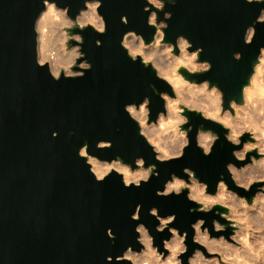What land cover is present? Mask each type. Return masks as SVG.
I'll return each instance as SVG.
<instances>
[{"label": "water", "instance_id": "obj_1", "mask_svg": "<svg viewBox=\"0 0 264 264\" xmlns=\"http://www.w3.org/2000/svg\"><path fill=\"white\" fill-rule=\"evenodd\" d=\"M45 1L74 22L91 0H0V264H133L124 253L142 249L139 225L161 249L171 236L169 227L184 235L181 258L187 264L197 248L204 249L193 239V224L203 220L202 229L227 235L231 225L223 215L228 208L215 203L201 209L187 187L179 196H157L156 190L164 191L173 177L189 182L190 171L206 193L215 194L223 182L251 203L255 185L237 184L229 165L239 168L258 153L238 159L234 151L252 140L248 133L234 144L221 123L181 105L186 120L180 128L187 137L182 158H157L127 106L146 102L147 122H155L164 112L162 95L174 92L150 62L127 51L123 37L133 32L149 44L163 21L161 41L172 43L174 54L182 37L188 51H197V61L208 65L178 72L189 82L216 87L222 112L232 113L231 102L243 103V89L264 53V0H159L161 7L146 0H96L103 31L91 25L67 28L81 37L67 41L79 45L76 63L85 60L88 66L73 65L81 73L57 77L36 58L35 23ZM152 12L155 23L149 21ZM199 131L216 135L208 155L197 144ZM81 149L131 169L141 159L144 167H152L150 179L125 187L121 174L111 170L97 181ZM173 213L175 219L159 231V218ZM214 220L226 230L214 231Z\"/></svg>", "mask_w": 264, "mask_h": 264}, {"label": "bare ground", "instance_id": "obj_2", "mask_svg": "<svg viewBox=\"0 0 264 264\" xmlns=\"http://www.w3.org/2000/svg\"><path fill=\"white\" fill-rule=\"evenodd\" d=\"M146 1H148L151 4L156 3L155 0H146ZM97 5H98V1L96 0H91L86 2V8L81 9L79 13L76 15V20L79 22V24H89L96 30H100L101 28L103 29V20L101 16L97 13L96 10ZM263 15L264 14L261 13L260 16ZM149 21L151 23L153 22V12L150 13L149 15ZM72 22L73 21L66 15V11L64 9L56 7L53 2H49V1H45L44 9L40 12L38 18L36 19V23H35L36 58L40 64H45L48 67L50 73L53 76H57L58 74L61 73L71 74L70 66L72 65L76 56L78 55V52L75 48L72 47L68 49L65 45L67 35L63 27L71 25ZM52 32L55 34H52ZM251 32L252 29L249 28L246 33V39H249ZM162 36H163L162 32L157 29L153 41L149 44V46H146L139 35H136L133 32H127L123 37L122 44L131 55L134 56L140 55L142 56L143 59L150 60L151 64L156 69V72L159 76L168 77L170 82L174 85L176 91H178L181 94H184L185 100L182 103H185L186 105H189L191 107L199 108L204 116L209 117L213 120L220 122L221 124L228 126L229 127L228 139H230V141L232 140L236 141L237 137L239 136V132L236 130V126H235L237 119L244 116L255 118V115H258L259 117L260 115L262 116L261 113L264 112V53L261 51L259 55V61L258 63L255 64L254 72L250 77L249 85L245 86L243 89V98L245 104L242 105V107L240 108L239 105L234 104L232 102V108L237 116L234 117L235 119H231V115L229 114V112L224 113L220 109L218 91L216 92L210 89L207 90L205 83L198 84V83L189 82L183 79L179 74V72L176 71V68L178 66H183L190 71L199 68L198 66H196L192 58V53H189L185 50V47L187 46L188 42L184 38L178 37L176 39L175 44L180 49V53L176 55V54H170L168 52L166 54V50L167 51L168 50L170 51L171 49L173 50L174 47L172 43L165 42L163 44V42L162 43L159 42V40H162ZM168 55L172 57L173 62L176 66V68L171 70L170 72L167 71L168 65L170 63V59L168 58ZM162 97L164 98V112L158 115L154 123H149V124L146 123L147 110L144 107L145 105L143 104L142 105L140 104L138 110H136L138 107L135 108L133 105H129L127 106V110L129 111L130 115L133 116L139 122L142 134L145 136L147 141L153 146L154 150L156 151V157L159 159H166L173 156H177L178 153H181L183 146L187 142V137L184 133L179 132V130H177L176 128V125L183 120L180 114L178 113L181 104H179L177 97L174 98L172 96L165 94H163ZM241 109L242 112H240ZM233 121H235V123H233ZM257 124L259 123L256 120L255 126H253L251 130L254 131L255 136H257L258 134L257 131L260 130V134L262 132V135L259 134L258 135L261 138V136H264L263 134L264 129L263 130L262 128L260 129L259 125L257 127ZM259 136H257L256 138H258ZM263 139L264 138H262V140ZM213 140H214V136L209 132H205V131H199L196 136L197 144L203 150L205 149V147L209 149ZM251 145L253 146L260 145L261 147L259 148V150L260 149L264 150V141L263 142H261V140L258 142L256 141V143L254 144L251 143L249 146ZM243 153L244 152H240L236 154L241 157ZM81 154L83 155L85 154L84 149H81ZM140 162L141 159H137V163ZM88 163L90 165V169L97 178L105 176L111 170H115L116 172L121 174L124 182L137 183L140 180H142L140 179V177H142L143 174L148 173V170H146L143 167L131 169L127 165L120 163L118 161H110V162L102 161L93 156L89 158ZM229 169L232 172V176L237 183L239 184L249 183L252 182L253 179L264 175V159L255 161L254 163L250 164L249 167H247L246 169H237L235 167H231V165L229 166ZM173 185L178 186L181 189V187L184 185L183 179L173 177L172 180L166 183L165 189H168ZM202 191H203L202 185H199L198 183L194 182L193 184H190L188 186V197L192 200H196L197 202L202 203L203 209H207L208 205H210L211 203V201L209 200L210 197L209 195L205 194ZM218 193H220L221 198L216 199V201L218 203L227 204L228 203L227 199L222 197L223 194L226 195V190L222 182L218 184ZM168 218L169 217L161 218L160 224L158 225L159 230L165 228L167 222L169 221ZM263 220H264V216L263 219L261 220L262 222L259 220L258 223L259 226L264 225ZM200 222L201 221L198 220L196 223L193 224V227L195 229L193 238L196 242L202 245L207 252L218 251L223 254L222 258H225L226 256L229 257V255L227 254L232 249H233V253L238 252L237 248L234 249L233 245L229 244L226 240L221 238L215 239L208 237L204 230H199L198 227L200 225ZM171 231H173V235L168 240L164 241L163 249L165 248L169 250L170 251L169 254L171 255H177L178 253H181L184 249V246L182 245L183 237L177 236L175 234V230L172 229ZM260 231L261 230L256 231L251 235H248L245 232H243L242 229H240L236 232L234 236L227 235V237L232 239L234 242H236L235 240H241L245 243H251L253 240H255V237L257 236L259 237V235L261 237V235H263L261 234L262 232ZM138 232H139V236H138L139 241L141 243H146L149 249V244H150L149 236L147 235L145 228L139 225ZM233 238H235V240ZM257 240L258 239H256L255 241ZM254 244H257L258 246L255 249L259 248L260 245H258V242L253 243V245ZM261 244L264 245L263 243ZM262 245L260 246V248L262 247ZM240 248L242 247L240 246ZM242 249H240L239 251V257L241 255L240 252ZM143 250L145 249L144 248L141 249L140 250L141 252L127 250L124 253V257L130 259L133 264L134 263L150 264L147 261L146 256L142 255ZM247 250L249 251V249ZM200 251L197 250L195 254L192 256L191 260L193 263L204 264L210 262L211 264H219L217 258L212 259L211 261L203 259ZM254 251L255 250H253L252 252ZM247 252L245 250V253ZM255 252L253 254H255ZM235 253L233 255H235ZM245 255L248 256V253L244 254V256ZM252 257L255 258L254 255L249 258ZM230 259L228 258V262H230ZM255 260L256 259H254V261ZM257 263L258 262H256V264Z\"/></svg>", "mask_w": 264, "mask_h": 264}, {"label": "rangeland", "instance_id": "obj_3", "mask_svg": "<svg viewBox=\"0 0 264 264\" xmlns=\"http://www.w3.org/2000/svg\"><path fill=\"white\" fill-rule=\"evenodd\" d=\"M155 4H153L155 7H161V5H162V2L161 1H159V0H155ZM262 14H264V12L262 13ZM262 18H264V15L263 16H260V19H262ZM153 23H155V13L153 12ZM75 25H77V26H80V27H84V26H86V25H89V24H79V22L76 20V21H74V22H72L71 23V25H68V26H64L63 27V29H64V31H65V33H66V35H67V39H66V41H65V45H66V47L69 49V48H75L76 50H77V52H78V55L76 56V58H78L80 55H81V53H80V51H79V45H77V44H71V45H68V43H67V41H68V39H70V38H73V39H76V40H78V41H80L81 40V38H80V36L78 35V34H76V33H70L69 31H68V29L67 28H69V27H73V26H75ZM165 25V23L163 22V21H161L160 23H159V26H158V30L159 31H161V29H160V27L161 26H164ZM55 32V31H54ZM162 32V31H161ZM52 34H55V33H53L52 32ZM251 34H252V32H251ZM251 36V35H250ZM250 38V37H249ZM159 42H161L162 43V41L161 40H159ZM176 42V41H175ZM165 42H163V44H164ZM150 44V43H149ZM149 44H145L146 46H149ZM189 46V44H187V46L185 47V50L187 51V52H189V53H192V58H193V60H194V62H195V64H196V66H198L199 68L198 69H196V70H193V71H201V70H204V69H206L207 67H208V65H207V63L206 62H198L197 61V59H196V54H197V51H188L187 50V47ZM170 53V54H174L173 53V50L171 49L170 51L168 50H166V54L167 53ZM263 52V51H262ZM180 53V49L178 48V53L177 54H179ZM176 54V55H177ZM132 56H134V55H132ZM76 58H75V60H74V62L72 63V65L70 66V70H71V74H78V73H81V70H74L73 68H72V66L73 65H76L77 63H76ZM141 58H142V56H141ZM168 58L170 59V63H169V65H168V68H167V71H171V70H173V69H175L176 68V66H175V64H174V62H173V59H172V57H170L169 55H168ZM142 60L144 61V62H150V60H146V59H143L142 58ZM151 63V62H150ZM80 67H85L86 66V64L85 63H82V62H80L79 64H78ZM179 67H183V66H178L177 68H176V71L178 72V68ZM180 74V73H179ZM60 74H58L57 76H59ZM181 75V74H180ZM56 76V77H57ZM162 78H164L170 85H171V87H172V89H173V92H174V95L172 96V97H174V98H176L177 97V100L179 101V104H181L182 106H186L187 108H190V109H194V110H198V111H200L201 112V110L199 109V108H196V107H191V106H189V105H186L185 103H182L185 99H184V94H181V93H179L178 91H176V89L174 88V85L170 82V80H169V78L168 77H166V76H161ZM181 77H182V75H181ZM183 78V77H182ZM184 79V78H183ZM203 83H205L206 84V89L208 90V89H210V90H213V91H218V98H219V103H220V109H221V94H220V92H219V90L216 88V87H214V86H212L211 88H209L208 87V83L207 82H202V84ZM199 84V83H198ZM249 85V84H248ZM182 92V91H181ZM183 92H184V90H183ZM165 94V93H164ZM165 95H168V94H165ZM143 105H145L144 107L146 108V110H147V107H146V102H144V103H142ZM141 104V105H142ZM245 104V101L243 100V103L242 104H240L239 106H240V108L242 107V105H244ZM180 105V106H181ZM134 106V105H133ZM231 106H232V102H231ZM135 108H137L136 110H138L139 109V107H140V105L139 106H134ZM181 111H182V109L180 108L179 110H178V113L180 114V116L182 117V121L181 122H179L177 125H176V128H177V130H179V132H182V133H184L185 134V131L183 130V129H181L180 128V124H182V123H184L185 122V117L181 114ZM222 111V110H221ZM225 112H229V114L231 115V119H235L234 117L235 116H237L236 115V113L234 112V110H233V112L232 113H230V111L229 110H225L224 111V113ZM240 112H242V109H241V111ZM202 113V112H201ZM262 114V116L260 115L259 117H258V115H255V118H253V117H248V116H244V117H241V118H238L237 119V122H236V124H235V126H236V130L239 132V136L237 137V140L236 141H231V142H233L234 144H238V143H240V136L241 135H243L244 133H248L251 137H252V140H249V139H246L244 142H243V144H242V146L239 148V149H237V150H235L234 151V154H235V156L238 158V159H245L246 158V154L248 153V152H250V151H252V150H256V152L258 153V157L257 158H255L253 155H250V161L249 162H247L246 164H244L243 166H241V167H239V168H237L236 166H234V165H231V167H235V168H237V169H246L247 167H249V165L250 164H252V163H254L255 161H258V160H260V159H264V150H262V149H260L259 150V148L261 147L260 145H258V146H253V145H251V146H249L251 143H256V141L258 142V141H260L261 140V142H263L264 141V139L262 140V138H264V136H261V138H260V136L259 135H262V132H261V134H260V130H258L257 131V133L259 134H257V136H259L258 138H256L257 136H255L254 135V131H252L251 129L253 128V126H255V121L257 120L258 121V123L259 124H257V127H258V125H259V127H260V129L262 128V130L264 129V112H262L261 113ZM259 119H261V120H263V121H261V120H259ZM146 123L147 124H149V123H154V122H147V116H146ZM220 123V122H219ZM233 123H235V121H233ZM260 123H262V124H260ZM224 127H226L227 129H228V133H229V127L228 126H226V125H224V124H222ZM263 126V127H262ZM205 132H209L210 134H212L213 136H214V139L216 138V135L213 133V132H211V131H205ZM228 133H227V139H228ZM253 134V135H252ZM264 134V133H263ZM258 139V140H257ZM228 140H230V139H228ZM214 141V140H213ZM213 143V142H212ZM250 143V144H249ZM210 149V148H209ZM240 152H244L243 153V155L240 157V156H238L236 153H240ZM85 156H86V159H87V162H88V160H89V158L91 157V156H89L88 154H84ZM94 157V156H93ZM96 158V157H95ZM118 162H120V161H118ZM120 163H122V162H120ZM128 166V165H127ZM230 166V165H229ZM129 167V166H128ZM139 167H143V168H145L146 170H148V174H150L151 173V168L150 167H144L143 166V164H142V161L140 162V163H137V168H139ZM130 168V167H129ZM230 170V169H229ZM231 172V171H230ZM188 173H189V182H186V181H184L183 180V182H184V185L181 187V188H183V187H187L188 188V186L190 185V184H193L194 182L195 183H198L199 185H202V187H203V191L202 192H204L205 194H207V195H209V197H210V201H211V203H210V205H208V208L207 209H209L213 204H215V203H218L217 201H216V199H219V198H221L220 197V193H218V188H217V191H216V193L215 194H209V193H206V191H205V185L203 184V183H200V182H198V180L196 179V178H194L193 176H192V173L190 172V171H188ZM231 175H232V172H231ZM232 178H233V176H232ZM234 179V178H233ZM234 181H235V179H234ZM236 182V181H235ZM223 183V182H222ZM237 183V182H236ZM224 184V183H223ZM237 184H239V183H237ZM239 185H241V186H243L244 188H246V189H250V187L251 186H253V185H255V188H256V192H255V194H254V196H253V198H252V202L251 203H248L247 201H246V199L244 198V197H240V196H238L236 193H234V192H232V191H230V190H228L227 189V187H226V185L224 184V188H225V190H226V195H224L223 194V196L222 197H224V198H226L227 199V201H228V203L227 204H222V203H219V204H222V205H224V206H226L227 208H228V212H227V214H225V215H223V216H225L229 221H230V225H231V232L230 233H228L227 235L228 236H230V235H235L236 234V232L238 231V230H240V229H242V231L243 232H245L246 234H248V235H251V234H253V233H255L256 231H259V230H261L260 232H262L261 234H263V235H261V237H260V235H259V237L257 236V237H255V240L256 239H258L257 241H255V240H253L251 243H252V245H251V243H245V242H243V241H241V240H235V238H233L236 242H234L232 239H230L229 237H227V235H225L224 233H222V234H220L219 236H215L214 234H211L210 232H209V230L207 229V227H204L203 229H202V225H203V221L202 220H200L201 222H200V225H199V230H204L205 232H206V234H207V236L208 237H211V238H215V239H218V238H221V239H224V240H226L229 244H232L233 245V248L235 249V248H237V253H235V255H233L234 253H233V249L231 250V251H229L228 252V254L227 255H229V257L228 256H226L225 258H222V253H220V252H218V251H211V252H207L205 249H204V251L202 250V249H199V248H197L189 257H188V259H187V264H195V263H193L192 262V256L195 254V252L198 250V251H200L201 252V256H202V258L203 259H206V260H208V261H211L212 259H218L217 261L219 262V264H235V263H237L238 261L240 262V264H246V263H249V264H252V262L254 261V259H256L254 262H253V264H256V262H258L257 264H264L263 262H264V245H262L261 243H263L264 244V225H258V223H259V220L261 221L262 219H263V216H264V175H262L261 177H258V178H255V179H253L252 180V182H249V183H242V184H239ZM196 201V200H195ZM197 202V201H196ZM212 202H215V203H212ZM198 203H200V202H198ZM200 205H201V209H203V207H202V203H200ZM167 217H169V216H167ZM167 217H164V218H167ZM160 220H161V218H159V224H160ZM172 221V220H171ZM171 221H168L167 222V224H166V226L165 227H167L168 226V223H170ZM264 221V220H263ZM262 222V221H261ZM158 224V225H159ZM142 226V225H141ZM219 226V227H218ZM259 226V227H258ZM142 227H144V226H142ZM145 228V227H144ZM157 229H158V226H157ZM164 229V228H163ZM162 229V230H163ZM175 230V234L177 235V236H182L183 238H182V245L184 246V249H183V251L181 252V253H178L177 255H171V254H169V250H167V249H161V248H159L158 246H157V244H155V243H153V241H152V236L151 235H149L148 234V232H147V229L145 228V230H146V232H147V235L149 236V242H150V244H149V249H148V247H147V245H146V243H142V249L144 248L145 250H148V251H145V250H143V252H142V255L143 256H146V259H147V261L150 263V264H177V261L179 262V264H182V258H181V256H182V254H183V252L186 250V246H185V244H184V235H179L178 234V231L175 229V228H173V227H169V230L171 231V230ZM159 230V229H158ZM162 230H159V231H162ZM213 230L214 231H225L226 230V228H225V226L223 225V224H220L217 220H214L213 221ZM194 232H195V229H194ZM173 235V231H171V236ZM170 236V237H171ZM194 239V238H193ZM261 240V241H260ZM166 241V240H165ZM240 241V242H239ZM242 242V243H241ZM258 242V245H262V247L260 248V246H259V248H257V249H259V250H257V249H255L256 247H258L257 246V244H254L253 245V243H257ZM164 244V243H163ZM248 244V245H247ZM146 245V246H145ZM243 245H244V247H243ZM146 248H145V247ZM240 246L243 248H240ZM251 246V247H250ZM254 247V249H253V247ZM247 247H250V248H247ZM151 248V249H150ZM239 249V250H238ZM240 249H242L241 250V252H240V257H239V251H240ZM247 249H249V251L247 250ZM149 250H151V251H149ZM245 250H246V252L248 253V256L247 255H245L244 256V254H247V253H245ZM250 250H255L254 252H255V254H253L254 252H252V251H250ZM257 251H259V252H257ZM261 251H263V252H261ZM141 252V251H140ZM146 252V253H145ZM149 252V253H148ZM150 252H151V254H150ZM144 253V254H143ZM258 253V254H257ZM261 253V254H260ZM259 254H260V257H261V259H260V257H259ZM236 255H238V256H236ZM254 255V257L255 258H249V257H251V256H253ZM258 257H257V256ZM261 255H263V256H261ZM230 256H232V257H230ZM241 256H243V257H241ZM235 257V258H234ZM237 257H239V258H237ZM228 258L230 259V262H228ZM242 258V259H241ZM236 259V260H235ZM237 259H239V260H237ZM245 259V260H244ZM252 259V260H251ZM260 259V260H259ZM130 260V259H129ZM236 262H235V261ZM240 260H242V261H240ZM244 260V261H243ZM258 260V261H257ZM131 261V260H130ZM248 261V262H247ZM260 261H261V263H260ZM132 262V261H131ZM239 262L237 263V264H239ZM134 264H137V263H134ZM204 264H211L210 262L209 263H204Z\"/></svg>", "mask_w": 264, "mask_h": 264}, {"label": "clouds", "instance_id": "obj_4", "mask_svg": "<svg viewBox=\"0 0 264 264\" xmlns=\"http://www.w3.org/2000/svg\"><path fill=\"white\" fill-rule=\"evenodd\" d=\"M169 18H171V14H169ZM126 22H127V21H125V23H126ZM100 30L103 31L102 28H101ZM55 135H56V133H53V136H55ZM109 147H110V145H109ZM204 154H205V155H208V154H209V149H208L207 147H205V149H204ZM177 158H182V153H178V154H177ZM166 159H171V158H166ZM161 162H164V161H161ZM156 175H159V172H157ZM95 179H96L97 181H103V177H98V178H95ZM140 179H142V180L146 183V182L149 181L150 176H149L148 173H145V174H143L142 177H140ZM123 185H124L125 187H128V186H129L127 182H124ZM135 186L139 187V186H140V183L137 182ZM173 192H175V194H176L177 196H179V195H180V188H179L178 186L173 185V186L169 187L168 189H165L164 191L156 190V195H157V196L167 197V196H169L170 194H172ZM137 207H139V206H137ZM203 210L206 211L207 209H203ZM188 211H189V212H192L193 209H192V208H189ZM151 214L155 215V214H156V210L153 209ZM132 219H138V217H132ZM168 219H169V221L175 219V214L173 213L171 216H169ZM109 236H110L111 239H113V240L115 239L114 234H113L111 231H109ZM177 264H179L178 261H177Z\"/></svg>", "mask_w": 264, "mask_h": 264}, {"label": "flooded vegetation", "instance_id": "obj_5", "mask_svg": "<svg viewBox=\"0 0 264 264\" xmlns=\"http://www.w3.org/2000/svg\"><path fill=\"white\" fill-rule=\"evenodd\" d=\"M81 38V37H80ZM82 63H85L86 64V66L85 67H87L88 66V64H87V62L85 61V60H83V61H81ZM79 63H77V65H78ZM79 66V65H78ZM85 67H83V68H85ZM151 168V173H152V167H150Z\"/></svg>", "mask_w": 264, "mask_h": 264}]
</instances>
